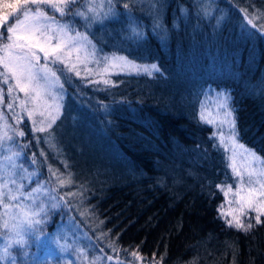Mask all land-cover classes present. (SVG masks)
Here are the masks:
<instances>
[{"label": "trees", "instance_id": "16d2710c", "mask_svg": "<svg viewBox=\"0 0 264 264\" xmlns=\"http://www.w3.org/2000/svg\"><path fill=\"white\" fill-rule=\"evenodd\" d=\"M127 2L128 13L87 29L111 70L82 84L64 81L61 102L85 116L92 139L62 147L66 170L43 142L48 130L35 132L52 170L71 176L64 188L53 185L90 237L84 264L106 243L123 260L146 264H264V216L256 224L254 211L234 213L253 224L245 232L219 215L221 205L224 211L239 206L229 205L216 185L227 190L236 178L226 167L227 154L209 139L223 119L219 94H226L236 109L239 142L264 158V0ZM117 11L124 12L122 4ZM113 57L156 64L162 75H137L134 68L113 66L123 63ZM202 110L214 125L201 121ZM26 136L23 142L31 139L29 130ZM22 145L15 139L5 143L11 151H1L23 153L19 163L27 171L17 170L24 191L37 188V171L39 184L51 186L49 172L41 176L40 162L28 161ZM53 210L45 208L47 223L38 226L41 245L29 234L26 249L11 250L17 264H40L41 253L55 245L51 235L60 218ZM6 243L0 238V255Z\"/></svg>", "mask_w": 264, "mask_h": 264}, {"label": "snow or ice", "instance_id": "6c2138e0", "mask_svg": "<svg viewBox=\"0 0 264 264\" xmlns=\"http://www.w3.org/2000/svg\"><path fill=\"white\" fill-rule=\"evenodd\" d=\"M158 2V0H157ZM117 4H122L124 12L117 11ZM100 9L98 11L97 9ZM130 11L127 0H0V85L7 86L9 96L8 108H13V102L19 101V107L27 114L32 122V132H44L51 129L55 124L57 117L52 116L51 104L48 99L53 96L51 91L53 85L60 79L56 72L49 67L52 64L65 63L64 57L70 56L72 51H79L91 47V55L96 63H109V58L99 53V49L89 40L90 33L87 27L92 23H102L105 20H112L118 16L125 15ZM183 12V9H181ZM60 18H57L56 14ZM69 17L64 20L62 18ZM79 17L83 21L85 32L78 31L75 27V19ZM247 18V17H245ZM11 20V23L9 21ZM248 23H252L251 20ZM253 27H256L253 25ZM136 35H140L138 32ZM53 40L56 41L53 44ZM37 52L43 53L44 64H40L41 57ZM52 57L49 61V57ZM113 61L123 62L113 66L134 68L137 75L146 74L152 76L154 73H161L156 64H136L127 57H113ZM67 67V64L65 65ZM72 69L69 68V71ZM105 70H107L105 68ZM79 75V72L76 73ZM162 75V73H161ZM11 81V82H10ZM108 81H105L107 84ZM63 88V84H60ZM24 93V98L20 99L16 91ZM222 99L218 105L222 112L223 119L219 121V127L213 131L209 139L212 141V147L222 149L225 153L231 151L227 157L226 167L230 168L233 177L237 178L235 185L226 186L217 184L229 205L236 204L238 208L223 210L220 206L219 215L225 219L228 227H235L238 230L248 232L253 228L249 221L247 224L242 222L239 215H245L246 210L256 213L255 223H261V216H264V158H261L252 149L247 148L239 142V132L236 126L235 107L229 103L230 97L226 94H219ZM4 88L0 86V104L3 103ZM60 95L56 94V99ZM31 105V107H29ZM58 109L62 104L56 105ZM46 111L51 119H41L36 121L33 116L38 114L41 117L46 116ZM18 123L23 121L14 115ZM0 119L3 116L0 115ZM201 121L214 125L212 119L205 117L203 110L200 115ZM5 129L10 126L5 121ZM225 126L227 131H225ZM13 131H17L13 129ZM19 137H24L23 130L17 131ZM13 137L4 131L0 135V148H5V143L12 141ZM39 142V139L37 138ZM21 147H27L22 145ZM198 147H200L198 145ZM239 150V151H238ZM11 149L5 148V152ZM206 152V150H205ZM22 152L16 151L12 155L0 157V208L3 213L0 214V238H6L7 243L3 247V255H0V264H16V257L12 255V249H26V235L38 234L43 232L41 226L47 223L48 212L45 211V205H36L33 193L42 187L37 182V188L25 192V185L21 182L24 177L20 176L16 169L27 171L21 163L19 157ZM40 155H44L43 152ZM35 157V153H33ZM242 160L241 165H237V158ZM251 158V159H249ZM33 163L35 159L33 158ZM259 162V167H257ZM53 176L56 172L49 167ZM59 178V177H57ZM31 182V181H30ZM63 185L65 181L61 180ZM235 187V191H233ZM55 190V189H53ZM231 194L234 199L228 200ZM31 199L33 207L25 211V206L21 201ZM56 199V197H52ZM62 200L63 197L61 196ZM57 204H52L51 208H57ZM17 209L18 211H13ZM239 215H234V213ZM7 216L9 219H4ZM231 216L232 219H227ZM11 221V223L9 222ZM103 251V249H101ZM133 255H136L133 253ZM113 257L107 256L111 261ZM195 264V261L192 262Z\"/></svg>", "mask_w": 264, "mask_h": 264}, {"label": "rangeland", "instance_id": "374dc122", "mask_svg": "<svg viewBox=\"0 0 264 264\" xmlns=\"http://www.w3.org/2000/svg\"><path fill=\"white\" fill-rule=\"evenodd\" d=\"M100 11V9H97ZM57 18L59 14H56ZM64 20L70 19L69 17L62 18ZM79 24H78V22ZM107 20L102 23H92L89 24L87 29L92 28L97 25H103ZM11 23V20L9 21ZM83 21L80 20L79 17L75 19V27L78 31L85 32V28L82 26ZM89 40L92 44L94 42L89 37ZM56 41L53 40V44ZM95 45V44H94ZM91 47L89 46L87 49H81L79 51H72L70 56H65L64 60L65 63H56L52 64L49 62V67H51L55 72L56 75L60 77L59 81L55 83L51 89L53 96L48 99V103L51 104L50 112L52 116L57 117L55 120V124L51 129H48L49 136L46 134L43 136V142L47 145L51 146L52 157L56 159V161L60 164L61 167L67 170L69 166V160L66 155V151H62V147L65 149L67 147H72L74 143L81 142L83 140L92 139L91 135H87L89 131V123L87 122L85 116L77 110L72 109L66 102H61V95L63 88H60V84H63L64 81L68 85L72 84V79H77L80 84H82V78H86V76H98L102 75L111 70L112 61H109L108 64H104L101 62L99 65L96 63L94 57L90 54ZM37 54L41 57L40 64H44L45 61L43 59L44 54L37 52ZM99 54V53H98ZM52 57H49V61H51ZM67 64V67L65 66ZM69 68L72 70L69 71ZM105 68L107 70H105ZM2 71V69H0ZM79 72V75L76 73ZM11 82V81H10ZM4 88V97L3 103L0 104V115L3 116V119H0V135L3 134L4 131L8 132V135L13 137V140H17L18 142H22L23 145H27L25 147L28 150L27 160L33 161V158L37 162H40V168L42 169L41 176L46 175L49 172V176L47 177L48 182L51 183V186L47 184V182H43L44 187L39 188L38 191L34 192L33 194H39V196H35V203L36 205L44 204L45 208H51L52 204H57V208H51L57 212L60 218V222L57 224L59 229L54 232L51 237L53 238L55 245L48 246L42 253L40 259V264H84V257H85V250L83 244H88L90 241V237L86 234L84 228L78 223L79 221L74 218L72 215L71 209L68 206L64 196L60 193L59 189L53 184L55 183L59 188H64L67 183L71 181L70 175L60 174L56 172V175L53 176L52 173L49 171L50 162L45 159V156L40 155L41 152L45 153V150L40 147L36 143V136L35 133L32 132V125L28 123L30 120L27 117V114L19 107V101L13 102V108H8L9 103V96L7 94V86L0 85ZM76 91V90H75ZM77 94L79 93L76 91ZM20 99L24 98V93L19 92L18 90L15 93ZM56 94L60 95L59 99H56ZM62 104L63 107L58 109L56 105ZM31 107V105H29ZM22 112H24L22 114ZM18 114V117L23 121L22 123H18L17 119L14 118V115ZM35 117H38V120L41 119H51V116L48 115L46 111V116L41 117L38 114L33 116L34 120H37ZM5 121L7 125L10 126L8 129H5ZM11 121V122H9ZM31 122V121H30ZM26 126H23L25 125ZM13 129L19 131L23 130L25 132L24 137H19L17 135V131H13ZM26 130H29L31 135V139H28L26 142H23V139H27ZM46 147V146H45ZM49 150V148H48ZM239 151V150H238ZM33 153H35V157H33ZM227 156L231 155V151L226 153ZM5 154L2 153L0 148V157H3ZM6 155H12L6 153ZM251 159V158H249ZM50 163V164H49ZM237 165L242 164V160L238 157L236 161ZM259 162H257V167H259ZM17 173L19 174L18 170L16 169ZM38 172V171H37ZM37 172H32L36 181H40L41 179L35 174ZM44 172V173H43ZM59 177V178H57ZM237 179V178H236ZM63 180L65 183L62 185L60 181ZM44 189V192H42ZM55 189V190H53ZM53 191V193H52ZM44 194V197L42 194ZM47 194L51 195V197H47ZM58 202L56 199H52V197H56L59 195ZM63 197L61 200L60 197ZM21 204L25 206V211L29 208L33 207V201L31 199L26 201H21ZM53 210V211H54ZM3 213V209L1 208ZM13 211H18L14 209ZM54 212V213H55ZM6 218V217H4ZM7 219V218H6ZM11 223V221H9ZM32 235V234H31ZM27 236V235H26ZM25 236V237H26ZM54 236V237H53ZM38 240V238L36 237ZM61 239L62 242H57L56 240ZM44 240L37 241L38 245H41ZM87 248V247H86ZM103 249V251H101ZM3 254V253H2ZM13 255V254H12ZM87 255V253H86ZM111 255L113 259L111 261L107 260V256ZM14 256V255H13ZM86 264H146L139 258L131 259L130 261H125L120 257V251L113 245L106 243L103 248H100V252L95 256H89L85 262ZM17 264V263H16Z\"/></svg>", "mask_w": 264, "mask_h": 264}, {"label": "bare ground", "instance_id": "6f19581e", "mask_svg": "<svg viewBox=\"0 0 264 264\" xmlns=\"http://www.w3.org/2000/svg\"><path fill=\"white\" fill-rule=\"evenodd\" d=\"M228 157V156H227Z\"/></svg>", "mask_w": 264, "mask_h": 264}]
</instances>
